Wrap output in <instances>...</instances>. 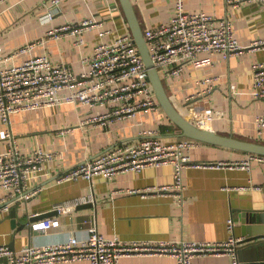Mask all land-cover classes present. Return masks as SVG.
<instances>
[{
    "label": "crops",
    "instance_id": "1",
    "mask_svg": "<svg viewBox=\"0 0 264 264\" xmlns=\"http://www.w3.org/2000/svg\"><path fill=\"white\" fill-rule=\"evenodd\" d=\"M51 1L10 0L0 4L3 56L40 41L31 52L14 58L11 64L46 55L54 61L66 62L75 72H82L95 46L113 42L130 32L119 0H64L53 20H47L52 10ZM143 2L152 16L147 28L170 23L176 13L175 0H135L141 25L147 24L141 8ZM185 7L187 11H203L229 19L243 46L264 38V7L261 4L243 3L234 7L230 0H186ZM89 19L100 24L81 35H67L59 40L46 37L53 27ZM201 57H208L211 63L201 67L189 65L180 77L167 81V92L174 106L201 127L264 143L256 120L264 112V99H255L253 95L254 65L264 61V47L248 49L229 59L221 54H202ZM191 97L195 99L188 101ZM210 108L219 114H214L213 122L205 125L200 122V112ZM105 111L104 107L63 104L15 113L10 126L0 120V153L12 145V140L2 138V131L11 130L14 142L25 156L33 155L36 150L54 154L39 176L30 182L31 190L42 187L40 193L29 200L13 201L8 213H0V244L19 251L30 245L63 242L70 237L85 239L94 225L105 237L128 242L224 241L230 236L229 220L235 221L239 216L236 211L241 209L252 210L255 233H264V161L251 159L250 154L234 149L199 141L191 151L196 162L218 164L248 160L249 168H186L182 205L173 194L155 192L156 188L174 184L175 170L171 164L121 173L113 179L96 176L92 181L79 179L58 183L60 175L113 146L138 143L146 131H158L164 141L184 138L162 107L105 125L92 121L93 116ZM66 128L74 129L63 134L61 131ZM152 188L155 190H150ZM82 196H91L93 206L83 207V204L62 213L56 210L59 204ZM13 208H16L18 226L50 212L54 213L45 219L58 218L60 226L38 231L33 229L32 225L38 222L34 221L27 229H12ZM234 235L242 239L236 221ZM249 258L248 254L243 260L246 262ZM119 264H176V260L165 255H136L122 257ZM193 264H232V258L228 255L196 257Z\"/></svg>",
    "mask_w": 264,
    "mask_h": 264
},
{
    "label": "built area",
    "instance_id": "2",
    "mask_svg": "<svg viewBox=\"0 0 264 264\" xmlns=\"http://www.w3.org/2000/svg\"><path fill=\"white\" fill-rule=\"evenodd\" d=\"M8 1L10 0H0V4ZM62 1L64 0L51 1L52 10L49 11L47 20H53ZM185 1L175 0L176 13L170 23L144 30L152 60L165 85L168 80L180 77L189 65L201 67L210 64L211 60L201 57L202 54H221L224 59H229L248 49L259 50L264 47V38L256 40L250 46H243L235 36L229 19L203 11H187ZM230 3L234 7L243 3H258L264 7V0H230ZM99 24L95 19L74 25L65 24L51 28L46 37L59 40L67 35H81ZM39 44L40 41L30 43L8 56H3L0 48V120L5 125H11V118L15 113L63 104L107 108V111L92 118L93 122L103 125L161 108L149 79L148 69L131 32L120 35L113 42L95 46L92 54L86 58L87 67L82 72H75L66 62L54 61L46 55L33 56L21 64L10 63L14 58L31 52ZM253 95L255 99H264V61L254 65ZM193 99L195 98H188V101ZM200 114L202 120L199 121L206 125L213 122L214 114L218 115L219 111L210 108ZM256 120L259 134L264 135V112ZM73 129L66 128L61 132L66 134ZM1 136L12 140L11 147L0 153V213H8L11 202L29 200L40 193L42 187L31 190L30 182L39 176L54 154L36 150L33 155L25 156L14 142L11 130L2 131ZM198 144L199 141L188 137L164 141L158 131H146L138 143L115 145L60 175L57 182L79 179L92 181L96 176L113 179L121 173L140 172L150 166L171 164L175 170L174 184L150 190H155L157 194H173L182 205L186 189L183 172L186 168H249L248 160L218 164L198 163L191 156L192 149ZM250 158L264 161V156L250 154ZM92 201L91 196H82L59 204L56 210L62 213ZM32 226L35 230L46 231L59 227L60 221L58 218H48L35 222ZM234 228L235 221L230 219V236L224 241L128 242L107 238L94 225L85 239L70 237L63 242L30 245L19 251L0 244V264L78 261L119 264L122 257L136 255L171 256L176 264H193L196 257L228 255L232 258V264H242L238 256L241 239L234 235Z\"/></svg>",
    "mask_w": 264,
    "mask_h": 264
},
{
    "label": "water",
    "instance_id": "3",
    "mask_svg": "<svg viewBox=\"0 0 264 264\" xmlns=\"http://www.w3.org/2000/svg\"><path fill=\"white\" fill-rule=\"evenodd\" d=\"M122 11L129 24L130 32L134 38L142 58L149 72V79L153 85L157 99L166 112L168 117L182 131L181 137H188L200 142L220 146L224 148L234 149L245 153L264 156V143L236 137L232 134L217 133L210 128H201L193 123L187 117L183 116L172 103L167 92L165 82L161 78L157 68L154 65L152 56L144 36V29L138 18L134 3L132 0H119ZM91 203L84 204L83 207H92ZM239 216L235 220L240 225L242 239L239 242V257L242 264H264V233H255L254 218L252 210L241 209L237 210ZM54 212L30 218L28 221L18 226L16 208L12 209L11 222L12 229L21 231L27 229L32 222L40 221L50 216ZM32 227V226H30ZM31 229V228H30ZM250 255L249 261H244L243 257Z\"/></svg>",
    "mask_w": 264,
    "mask_h": 264
},
{
    "label": "rangeland",
    "instance_id": "4",
    "mask_svg": "<svg viewBox=\"0 0 264 264\" xmlns=\"http://www.w3.org/2000/svg\"><path fill=\"white\" fill-rule=\"evenodd\" d=\"M141 8L145 17L147 18V24H142V27L145 30L147 27H149L148 22L150 23L152 21V16L150 15L151 11L146 7L144 2L141 4Z\"/></svg>",
    "mask_w": 264,
    "mask_h": 264
}]
</instances>
